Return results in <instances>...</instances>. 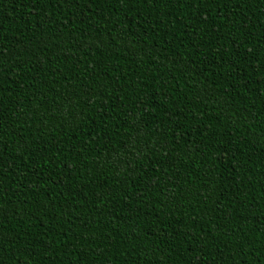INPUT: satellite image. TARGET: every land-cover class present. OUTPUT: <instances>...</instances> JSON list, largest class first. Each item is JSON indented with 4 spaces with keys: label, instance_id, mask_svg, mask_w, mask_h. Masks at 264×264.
I'll list each match as a JSON object with an SVG mask.
<instances>
[{
    "label": "trees",
    "instance_id": "obj_1",
    "mask_svg": "<svg viewBox=\"0 0 264 264\" xmlns=\"http://www.w3.org/2000/svg\"><path fill=\"white\" fill-rule=\"evenodd\" d=\"M0 264H264V0H0Z\"/></svg>",
    "mask_w": 264,
    "mask_h": 264
}]
</instances>
